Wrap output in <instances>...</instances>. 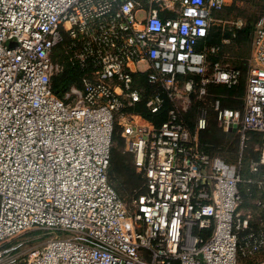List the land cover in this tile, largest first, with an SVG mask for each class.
Masks as SVG:
<instances>
[{
    "label": "built area",
    "instance_id": "1",
    "mask_svg": "<svg viewBox=\"0 0 264 264\" xmlns=\"http://www.w3.org/2000/svg\"><path fill=\"white\" fill-rule=\"evenodd\" d=\"M227 5L0 0V264H239L264 250V231L241 236L251 220L241 166L201 147L208 109L195 131L184 117L192 102L206 106L211 85L240 84L243 72L213 61L221 46L205 42ZM66 65L78 80L56 90ZM246 73L242 110L212 105L243 141L264 134V14ZM141 103L167 120L156 126ZM117 126L144 179L130 206L109 178ZM251 171L264 172V155ZM54 233L73 236L46 239Z\"/></svg>",
    "mask_w": 264,
    "mask_h": 264
},
{
    "label": "rangeland",
    "instance_id": "2",
    "mask_svg": "<svg viewBox=\"0 0 264 264\" xmlns=\"http://www.w3.org/2000/svg\"><path fill=\"white\" fill-rule=\"evenodd\" d=\"M228 6L229 10H226L224 13L225 19L222 21L225 22L223 24H227V26H235L233 24L240 22L243 24V26H247L253 22H255L262 14H264V0H228ZM221 20V19H219ZM221 25V24H217ZM232 55H229V63L233 67V62H243L245 58H248L249 55L252 54L251 51V44L249 41H244L242 38H238L237 42L234 43V46L232 48ZM251 52V54H250ZM232 63H231V62ZM247 74V73H246ZM247 81V75L246 79ZM246 81H244L246 83ZM244 83V86H245ZM219 99L224 100L221 106L224 108H231V109H241L242 105H244V100L242 102L243 96L241 95V90L238 91L235 95L230 96L229 94H218ZM183 101H179L178 105L182 106ZM195 102H192L190 109H192V105H194ZM224 105V106H223ZM184 112V117L189 113ZM199 110V109H198ZM199 113V112H198ZM198 118L200 114H197ZM197 118V120H198ZM207 129L206 131H209L206 137H204V141L206 142V145L213 153L219 154L218 156H221L224 159H228L229 163L237 164V165H243V175H247V172L251 171V166L254 162H259V160L262 159L264 155V135L259 133H251L248 138H250V142L247 145V148L239 152L240 147L244 145L243 137L241 135H235L234 137L230 138V141L225 140L223 138L222 128L220 127L218 118H216V114L213 112H208L207 116ZM196 124V122H195ZM189 125V124H188ZM190 126V125H189ZM215 126V128H213ZM119 126L116 127L118 138L114 139V147L113 149L116 151L117 159L113 160V167L114 170H119L120 174L114 173L111 174L112 182L118 191L119 195L123 199L124 203L128 206L133 204V201L137 194H139L142 191L144 179L142 178V175L136 171V168L134 166L133 158L131 153L128 152L127 149V143L122 137V129H118ZM192 129V128H191ZM195 129V125H194ZM115 131V132H116ZM195 131V130H194ZM202 132H200L199 136L201 139ZM239 139H240V145H239ZM221 141H223L222 145L226 149L221 148ZM235 143V144H234ZM243 144V145H242ZM246 145V144H245ZM244 145V146H245ZM231 146V147H229ZM243 152V154H242ZM220 157V158H221ZM243 158V163L241 164ZM227 161V160H226ZM228 162V161H227ZM245 166V167H244ZM242 167V166H241ZM38 232L34 233H28L26 236H23L21 238L12 239L7 246H13L16 245L24 240L30 239L32 236H36ZM55 236H59L61 239H68L72 237V234H58L54 233L52 235H49L46 239H53ZM35 244H27L23 246L22 249L29 250L30 248H33ZM36 246V245H35ZM242 256H239V264L240 259ZM264 260V253H258L247 256L245 259L242 260V264H256L260 261Z\"/></svg>",
    "mask_w": 264,
    "mask_h": 264
},
{
    "label": "trees",
    "instance_id": "3",
    "mask_svg": "<svg viewBox=\"0 0 264 264\" xmlns=\"http://www.w3.org/2000/svg\"><path fill=\"white\" fill-rule=\"evenodd\" d=\"M229 9L230 8L227 5L222 11L216 12L215 17L217 19H221V20L225 19L224 13L226 10H229ZM258 19L255 22H253L247 26H243L242 28H237L235 26L229 27V26H227V24H221L218 26L216 24V25L212 26L210 33H209V36L205 42L209 46H212V45L221 46V53L219 54L218 57H212V60L213 61L220 60V61H223L226 63L229 62V58H230L229 55H232L231 54L232 50H233L232 48L234 46V43L237 42L238 38H242L244 41H249L251 44V51H252L253 50L254 26H255L256 22L258 21ZM225 39H230V44H228V45L223 44V40H225ZM201 48L202 47L200 46L199 49H201ZM250 54H251V52H250ZM251 56H252V54L249 55L248 58H245L243 60V62H241V63L233 62V67L236 69H240L243 72V75L241 77L240 84L238 87L228 88L227 86L211 85L209 87L210 96L207 98V101L205 103L206 106L205 105L203 106V104L200 102H195V104L192 105L193 106L192 109H190L189 113H187V115L185 116L186 122L190 125V128H192V130H194V125H195V122H197V118H198L197 114H200V109L205 107L208 109V112L211 111V112L215 113L214 110L212 109V105L215 102V100L218 98V97H216V96H219L218 94H223V93L225 94L226 93V94H229L230 96H233L238 91L241 90V95L245 96L246 83L244 81H246L245 79H246V72L248 70V60L251 58ZM58 57H59V51L56 50L54 53V56H53V60L57 61ZM77 80H78L77 71L72 69V67L70 65H66L65 72L61 75V77L54 80V87L57 90L61 83L68 87L73 82H75ZM244 83H245V86H244ZM244 96H243V98H244ZM222 99H220V100L223 103L224 100H222ZM242 102H243V99H242ZM169 106L170 105L167 104L166 108H169ZM242 108H243V105H242ZM242 108L240 110H242ZM228 109H231V108L228 107ZM137 112L140 113L141 115H143L145 118L151 120L156 126L162 125L167 120V112L166 111H163L158 115H153L145 108L144 103H141L138 106ZM216 118H218L217 114H216ZM120 128L121 127H118V129H120ZM213 128H215V126H213ZM206 129H207V127H206ZM206 129L201 131L203 134V135H201V139H200L202 149L206 153L210 154L213 157H221V156H218L219 154L213 153L211 151V149H209L207 147L206 142L204 141V137H206V135L208 134L209 131H206ZM221 130H222L221 133L223 134V138L226 137L225 140H227V141H230V138L234 137L235 135H237V136L240 135L237 132L227 133L223 129H221ZM115 131H116V129H115ZM250 134L251 133H248L246 135V139L244 141V145L245 144L246 145L244 146L242 144L243 148L241 146L239 152H241L243 149L245 150L247 148V145L250 142V138H248V136ZM117 138H118V135H117V131H116L114 134V139L116 140ZM238 138H239V136H238ZM222 143H223V141H221L220 146L224 150L226 148H224L223 146H226V145H222ZM239 145H240V139H239ZM229 147H231V146H229ZM242 154H243V152H242ZM114 156H115V160H116L117 154H116V151L113 149L111 165H110V169H109V178H110L111 185L116 190V188L112 182V179H111V174H114V173L120 174V172H119V170L116 171V170L112 169ZM132 158H133V162H134V156L133 155H132ZM221 159H223L227 164L233 165L232 163H229L228 159H224L222 157H221ZM242 163H243V158H242L241 164ZM241 166H242L241 167L242 183L240 184V191H241V196H242V200H243L241 209H243L245 211L252 210L254 215H255V219L250 222L249 230L242 233L241 236L244 237L251 232L261 233L264 231V224L262 225L261 223H259V219L264 220V184L261 187L258 184V182L261 181V179L264 175V172L261 171L257 174H253L252 171L249 170L247 172L246 177H245V175H243V165H241ZM250 181H251V183H250ZM117 193H118V191H117ZM257 203H261L262 205L259 206V205H257ZM197 233H201L204 237H208L210 235L209 231L200 232V231H198V229H196V234ZM262 252L264 253V250ZM262 252H260V253H262ZM241 258L243 260L246 257L242 256ZM242 260L240 259V264L243 263ZM250 263L251 262H249V264Z\"/></svg>",
    "mask_w": 264,
    "mask_h": 264
},
{
    "label": "crops",
    "instance_id": "4",
    "mask_svg": "<svg viewBox=\"0 0 264 264\" xmlns=\"http://www.w3.org/2000/svg\"><path fill=\"white\" fill-rule=\"evenodd\" d=\"M241 212L243 213V216H244V217H245V216H248V215L251 216V220H250V222L253 221V220L255 219V215H254V213H253L252 210L245 211V210L241 209ZM259 223H261V224L263 225V224H264V220L259 219Z\"/></svg>",
    "mask_w": 264,
    "mask_h": 264
},
{
    "label": "water",
    "instance_id": "5",
    "mask_svg": "<svg viewBox=\"0 0 264 264\" xmlns=\"http://www.w3.org/2000/svg\"><path fill=\"white\" fill-rule=\"evenodd\" d=\"M10 45H11V46L14 45V42H10ZM235 131H236L235 128H233V129L230 130V132H235Z\"/></svg>",
    "mask_w": 264,
    "mask_h": 264
}]
</instances>
